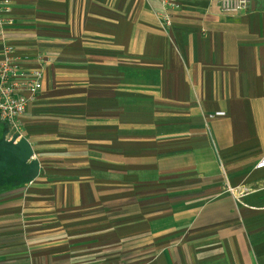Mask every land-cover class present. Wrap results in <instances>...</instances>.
I'll use <instances>...</instances> for the list:
<instances>
[{
  "label": "crops",
  "instance_id": "crops-1",
  "mask_svg": "<svg viewBox=\"0 0 264 264\" xmlns=\"http://www.w3.org/2000/svg\"><path fill=\"white\" fill-rule=\"evenodd\" d=\"M6 47L43 81L0 124V264H264V0H0Z\"/></svg>",
  "mask_w": 264,
  "mask_h": 264
},
{
  "label": "built area",
  "instance_id": "built-area-1",
  "mask_svg": "<svg viewBox=\"0 0 264 264\" xmlns=\"http://www.w3.org/2000/svg\"><path fill=\"white\" fill-rule=\"evenodd\" d=\"M180 0H160L162 6L176 9ZM216 3L220 11L227 16L245 12L252 0H209ZM159 26L166 31L171 24L169 14L157 15ZM11 49L6 47L0 60V124L7 129V141L22 137L21 118L27 104L42 88L43 71L41 68L25 70L10 56ZM15 138V139H14ZM264 168V158L256 165Z\"/></svg>",
  "mask_w": 264,
  "mask_h": 264
},
{
  "label": "trees",
  "instance_id": "trees-1",
  "mask_svg": "<svg viewBox=\"0 0 264 264\" xmlns=\"http://www.w3.org/2000/svg\"><path fill=\"white\" fill-rule=\"evenodd\" d=\"M32 169L29 168V171H28V179H31L33 177V173L31 171Z\"/></svg>",
  "mask_w": 264,
  "mask_h": 264
},
{
  "label": "rangeland",
  "instance_id": "rangeland-1",
  "mask_svg": "<svg viewBox=\"0 0 264 264\" xmlns=\"http://www.w3.org/2000/svg\"><path fill=\"white\" fill-rule=\"evenodd\" d=\"M30 168V167H29ZM31 169V168H30ZM32 171V170H31Z\"/></svg>",
  "mask_w": 264,
  "mask_h": 264
}]
</instances>
